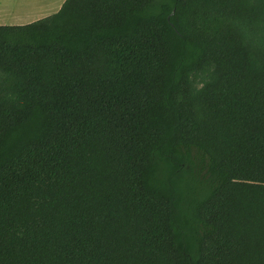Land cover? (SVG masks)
<instances>
[{"label":"trees","instance_id":"obj_1","mask_svg":"<svg viewBox=\"0 0 264 264\" xmlns=\"http://www.w3.org/2000/svg\"><path fill=\"white\" fill-rule=\"evenodd\" d=\"M0 264H264V0L0 26Z\"/></svg>","mask_w":264,"mask_h":264},{"label":"crops","instance_id":"obj_2","mask_svg":"<svg viewBox=\"0 0 264 264\" xmlns=\"http://www.w3.org/2000/svg\"><path fill=\"white\" fill-rule=\"evenodd\" d=\"M66 0H0V26H24L55 15Z\"/></svg>","mask_w":264,"mask_h":264}]
</instances>
